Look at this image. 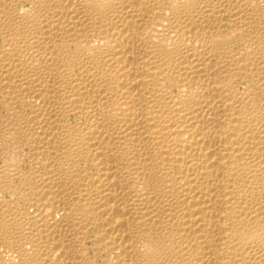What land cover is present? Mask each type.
Wrapping results in <instances>:
<instances>
[{
    "label": "bare ground",
    "instance_id": "1",
    "mask_svg": "<svg viewBox=\"0 0 264 264\" xmlns=\"http://www.w3.org/2000/svg\"><path fill=\"white\" fill-rule=\"evenodd\" d=\"M0 264H264V0H0Z\"/></svg>",
    "mask_w": 264,
    "mask_h": 264
}]
</instances>
